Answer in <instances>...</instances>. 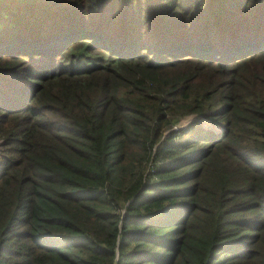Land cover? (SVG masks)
<instances>
[{"label": "trees", "instance_id": "trees-1", "mask_svg": "<svg viewBox=\"0 0 264 264\" xmlns=\"http://www.w3.org/2000/svg\"><path fill=\"white\" fill-rule=\"evenodd\" d=\"M0 140V264H264V0H0Z\"/></svg>", "mask_w": 264, "mask_h": 264}, {"label": "rangeland", "instance_id": "rangeland-1", "mask_svg": "<svg viewBox=\"0 0 264 264\" xmlns=\"http://www.w3.org/2000/svg\"><path fill=\"white\" fill-rule=\"evenodd\" d=\"M191 122H197L200 124V127L205 128V129H209V130H214L215 132L221 131L218 126H214L212 124H210V122L206 119H203L199 116L196 115H189L186 117H183L180 119V121L177 123V125H175L173 127L174 130H177L179 128H183L185 127L187 124L191 123ZM1 140H0V152H1Z\"/></svg>", "mask_w": 264, "mask_h": 264}]
</instances>
